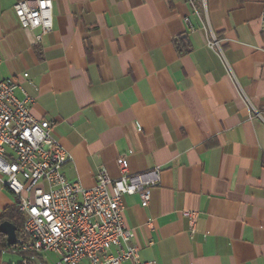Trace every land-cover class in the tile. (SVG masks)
<instances>
[{"label":"crops","instance_id":"crops-1","mask_svg":"<svg viewBox=\"0 0 264 264\" xmlns=\"http://www.w3.org/2000/svg\"><path fill=\"white\" fill-rule=\"evenodd\" d=\"M262 1L54 0L53 31L36 43L16 0H0V80L54 123L66 178L118 179L120 157L130 174L160 170L147 206L123 198L144 262L264 264ZM16 200L1 177L0 214Z\"/></svg>","mask_w":264,"mask_h":264},{"label":"built area","instance_id":"built-area-1","mask_svg":"<svg viewBox=\"0 0 264 264\" xmlns=\"http://www.w3.org/2000/svg\"><path fill=\"white\" fill-rule=\"evenodd\" d=\"M189 2L194 9L197 4L207 9V0ZM53 7L54 0H16L13 9L23 29L37 31L34 40L40 43L53 31ZM261 21L264 29V0ZM210 45L218 42L213 39ZM18 87L14 79L0 80V178L16 196L23 218V240L14 253H54V264H154L142 261L130 245L133 233L124 221L123 198L137 195L147 206L151 190L160 184V170L130 174L127 160L120 157L118 179L102 170L91 189L69 181L64 170L71 157L54 138V123L37 120L34 98L25 94L18 99ZM187 216L193 229L197 214Z\"/></svg>","mask_w":264,"mask_h":264},{"label":"trees","instance_id":"trees-1","mask_svg":"<svg viewBox=\"0 0 264 264\" xmlns=\"http://www.w3.org/2000/svg\"><path fill=\"white\" fill-rule=\"evenodd\" d=\"M2 222H9L16 227L17 243L13 246L8 245L6 236L0 233V264H6L2 261L3 253L20 255L21 261L19 264H24L25 260L29 261V264H48L39 255L14 253L18 249L21 240H23V218L18 211V200H16L13 206L7 207L0 214V224ZM31 257H35L34 259L38 261L36 260L37 262H34L35 260Z\"/></svg>","mask_w":264,"mask_h":264},{"label":"water","instance_id":"water-1","mask_svg":"<svg viewBox=\"0 0 264 264\" xmlns=\"http://www.w3.org/2000/svg\"><path fill=\"white\" fill-rule=\"evenodd\" d=\"M0 233L6 236L8 245L13 246L17 243L16 227L9 222L0 224Z\"/></svg>","mask_w":264,"mask_h":264},{"label":"rangeland","instance_id":"rangeland-1","mask_svg":"<svg viewBox=\"0 0 264 264\" xmlns=\"http://www.w3.org/2000/svg\"><path fill=\"white\" fill-rule=\"evenodd\" d=\"M8 256H10V254H6ZM54 255V254H53ZM56 256V255H55ZM52 258V261H53V256H50ZM15 258L17 259V257L15 256ZM16 261V260H15ZM54 263V262H51V264Z\"/></svg>","mask_w":264,"mask_h":264}]
</instances>
